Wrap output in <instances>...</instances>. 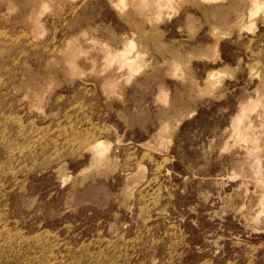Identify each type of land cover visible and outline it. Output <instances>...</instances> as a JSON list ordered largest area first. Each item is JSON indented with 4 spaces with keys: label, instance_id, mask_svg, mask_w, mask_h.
I'll use <instances>...</instances> for the list:
<instances>
[{
    "label": "rangeland",
    "instance_id": "374dc122",
    "mask_svg": "<svg viewBox=\"0 0 264 264\" xmlns=\"http://www.w3.org/2000/svg\"><path fill=\"white\" fill-rule=\"evenodd\" d=\"M154 2L0 0V264H264V0Z\"/></svg>",
    "mask_w": 264,
    "mask_h": 264
},
{
    "label": "bare ground",
    "instance_id": "6f19581e",
    "mask_svg": "<svg viewBox=\"0 0 264 264\" xmlns=\"http://www.w3.org/2000/svg\"><path fill=\"white\" fill-rule=\"evenodd\" d=\"M150 1H151V0H150ZM154 1H155L154 4L157 3L156 0H154ZM167 1H168V0H167ZM256 1H257V0H256ZM158 2H159V1H158ZM179 2H180V1H179ZM209 2H210V1H209ZM254 2H255V1H254ZM161 3H162V2H161ZM241 3H242V1H241ZM148 4H149V3H148ZM6 7H8V5H7ZM42 7H43V6H42ZM14 8H15V7H14ZM246 9H247V8H246ZM246 9H245V10H246ZM7 10H8V9H7ZM12 10H13V9H12ZM41 10H42V9H41ZM43 10H44V9H43ZM243 11H244V9H243ZM7 13H8V12H7ZM2 14H3V13H2ZM6 16H7V15H6ZM31 16H32V15H31ZM28 17H29V16H28ZM32 18H33V17H32ZM32 18H31V19H32ZM34 18H35V17H34ZM32 21H33V20H32ZM40 25H41V24H40ZM33 27H34V26H33ZM37 30H38V29H37ZM67 47H68V46H67ZM72 47H75V46H72ZM129 48L131 49L132 47L129 46ZM132 50H133V49H132ZM69 51H70V50H69ZM129 51H131V50H129ZM73 52H74V51H73ZM124 52H125V51H124ZM132 52H133V51H132ZM69 53H71V52H69ZM127 53H128V52H127ZM65 54H66V53H65ZM125 54H126V53H125ZM125 54H123L122 56H124ZM130 54H131V53H130ZM132 58H133V57H132ZM126 60H127V63L131 64V61H128V59H126ZM126 60H125V61H126ZM125 61H124V62H125ZM140 61H141V60H140ZM140 68H141V67H140ZM27 89H28V88H27ZM28 91H29V90H28ZM248 144H249V143H248ZM87 146H88V145H87ZM100 146H102V145H101V142H98V143H97V146H95V147H100ZM104 147H105V146H104ZM100 149H101V148H100ZM98 155H99V154H98Z\"/></svg>",
    "mask_w": 264,
    "mask_h": 264
}]
</instances>
